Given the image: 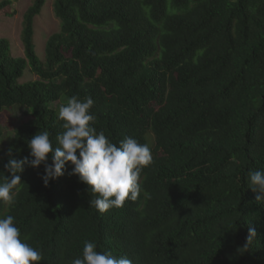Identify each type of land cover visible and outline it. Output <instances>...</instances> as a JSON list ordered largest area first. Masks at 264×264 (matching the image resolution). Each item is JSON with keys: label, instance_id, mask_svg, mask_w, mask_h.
I'll return each mask as SVG.
<instances>
[{"label": "trees", "instance_id": "obj_1", "mask_svg": "<svg viewBox=\"0 0 264 264\" xmlns=\"http://www.w3.org/2000/svg\"><path fill=\"white\" fill-rule=\"evenodd\" d=\"M45 1L23 14V57L0 37V116L26 117L8 137L0 118V171L10 147L29 156L39 131L57 144L58 109L72 96L93 99L97 132L147 144L153 161L137 200L104 213L78 177L45 186V166L25 165L0 218L14 216L40 264H71L85 241L132 264H264V203L247 178L264 170V0H54L60 27L40 58L34 19ZM28 68L37 79L20 82Z\"/></svg>", "mask_w": 264, "mask_h": 264}, {"label": "clouds", "instance_id": "obj_2", "mask_svg": "<svg viewBox=\"0 0 264 264\" xmlns=\"http://www.w3.org/2000/svg\"><path fill=\"white\" fill-rule=\"evenodd\" d=\"M93 105L90 96L83 99L72 96L60 105L58 118L63 121L64 131L57 134L55 146L49 131L43 130L27 141L28 157L21 159L13 155L11 147L7 150L8 160L0 171V202L14 205L25 165L38 168L41 164L45 166L41 177L45 186L67 171L88 186L90 207L101 213L122 207L126 200H137L142 191V170L153 161L151 150L133 137H126L117 145L103 131L97 132L93 126L96 122L91 111ZM247 178L256 193V202L264 203V170H250ZM14 221L12 215L0 218V264H40L44 259L42 252L21 239ZM256 237L255 228L250 226L241 249L247 251ZM97 247L94 241H85L82 255L71 264H132L127 255L115 256L112 251H98Z\"/></svg>", "mask_w": 264, "mask_h": 264}, {"label": "rangeland", "instance_id": "obj_3", "mask_svg": "<svg viewBox=\"0 0 264 264\" xmlns=\"http://www.w3.org/2000/svg\"><path fill=\"white\" fill-rule=\"evenodd\" d=\"M2 1V0H0ZM33 0H10L11 4L6 8V12L0 14V37L7 38L10 42L11 53L15 57H23L24 49L21 41V31L23 14L31 5ZM54 0H46L40 12L34 19V43L37 54L40 58L44 56V46L47 38L60 27V21L53 11ZM13 12L11 15L8 13ZM7 13V14H6ZM37 79V76L28 68L20 78V82ZM1 124L6 137L18 126L26 117L22 118L21 112L17 109L1 113ZM8 138L0 142V149L6 146Z\"/></svg>", "mask_w": 264, "mask_h": 264}]
</instances>
